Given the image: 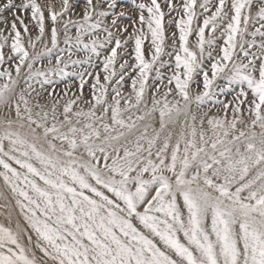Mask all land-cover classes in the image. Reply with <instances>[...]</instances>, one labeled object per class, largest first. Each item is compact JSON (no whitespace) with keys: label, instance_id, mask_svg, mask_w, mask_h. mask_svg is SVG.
Returning a JSON list of instances; mask_svg holds the SVG:
<instances>
[{"label":"snow or ice","instance_id":"1","mask_svg":"<svg viewBox=\"0 0 264 264\" xmlns=\"http://www.w3.org/2000/svg\"><path fill=\"white\" fill-rule=\"evenodd\" d=\"M0 264H264V0H0Z\"/></svg>","mask_w":264,"mask_h":264},{"label":"rangeland","instance_id":"2","mask_svg":"<svg viewBox=\"0 0 264 264\" xmlns=\"http://www.w3.org/2000/svg\"><path fill=\"white\" fill-rule=\"evenodd\" d=\"M171 30H174V29H169V31H171Z\"/></svg>","mask_w":264,"mask_h":264}]
</instances>
